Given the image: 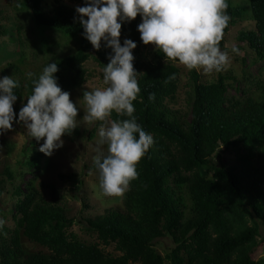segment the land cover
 Segmentation results:
<instances>
[{
    "label": "trees",
    "instance_id": "1",
    "mask_svg": "<svg viewBox=\"0 0 264 264\" xmlns=\"http://www.w3.org/2000/svg\"><path fill=\"white\" fill-rule=\"evenodd\" d=\"M65 1L80 7L90 2ZM20 2L30 10L42 54L52 57L43 68L57 64L54 75L63 91L69 93L87 83L90 73L85 63L91 57L101 70L110 62L112 49L103 40L99 50L92 46L75 7L62 0H55L50 10L43 0ZM227 3L230 21L220 48L231 26L251 19L255 28L239 32L237 42L261 59L264 0ZM141 22L140 15L122 21L120 35L121 46L125 39L137 45L132 54L140 93L133 102V115L154 141L137 165L138 178L131 181L121 206L95 217L82 216L99 243H87L69 233L77 220L62 204L55 185H47L51 199L36 179L17 185L13 190L15 229L0 226V264H259L253 253L264 242V90L236 98L229 96L234 77L220 72L215 80L204 82L198 71L191 70L188 119L168 104L178 94L182 70L178 62H165L159 50L146 58L138 31ZM59 49L61 53L56 52ZM42 70L31 77L15 63L3 70V77H12L18 84L13 90L19 102L13 124ZM100 75L103 79V72ZM150 94L154 99H149ZM126 118L115 112L111 116ZM66 134L78 137L80 131L75 128ZM31 139L34 154L29 167L41 170L46 157L39 151L43 139ZM229 152L234 154L232 160L224 157ZM85 168L98 171L94 163ZM12 180L5 169L0 196ZM22 237L47 251L28 252ZM162 238L173 243L165 256L155 246ZM110 246L119 255L107 252L105 247Z\"/></svg>",
    "mask_w": 264,
    "mask_h": 264
},
{
    "label": "clouds",
    "instance_id": "2",
    "mask_svg": "<svg viewBox=\"0 0 264 264\" xmlns=\"http://www.w3.org/2000/svg\"><path fill=\"white\" fill-rule=\"evenodd\" d=\"M227 9V0H90L87 6L76 8L86 39L97 50L103 40L114 53L102 69L105 87L86 90L82 98V121L87 125L99 122V144L107 146L106 155L94 157L103 196L124 195L131 181L138 178L137 165L154 142L133 115V102L140 93L132 54L137 45L125 39L121 46V22L140 15L141 41L154 45L164 54L165 62H178L189 71L211 74L224 70L229 63L228 52L220 48L230 21ZM236 51L233 47L232 52ZM57 72V64L49 63L32 81V93L17 121L31 138L37 142L43 139L39 151L46 156L62 147L61 137L79 125L77 106L58 86ZM17 87L12 77L0 78V133L13 127V104L17 100L13 90ZM149 99H154V94ZM113 112L127 118L111 119ZM3 223L0 220V226Z\"/></svg>",
    "mask_w": 264,
    "mask_h": 264
},
{
    "label": "rangeland",
    "instance_id": "3",
    "mask_svg": "<svg viewBox=\"0 0 264 264\" xmlns=\"http://www.w3.org/2000/svg\"><path fill=\"white\" fill-rule=\"evenodd\" d=\"M43 2L46 9L50 10L55 0H43ZM62 3L75 8L80 7L65 0H62ZM254 28L255 23L251 19L238 21L230 27L229 33L225 36L224 48L221 50L228 52L229 63L220 72L236 79L230 80L229 96L242 99L264 90V52L260 59L255 51L237 42L239 32ZM36 34L37 31L27 6L25 7L20 0H0V78H3V70L9 64H17L25 74L40 73L43 66L52 59L50 55L42 54ZM233 47L237 49L236 52H232ZM155 50L154 45L144 44L143 46L144 54L148 59ZM56 52L61 53V50H56ZM178 66L182 70L180 88L173 99H168V104L190 119L187 96L192 87L191 71L179 63ZM85 68L90 73L89 80L80 89L69 92L70 99L78 109L76 119L79 125L76 128L80 131V136L63 135L61 137L63 146L54 150L51 156L45 157L41 170L29 167L34 154L33 145L22 123L17 122L13 124L10 131L0 133V176L3 175L5 169H9L13 176L7 191L0 196V220L4 221L3 226L9 230L15 229L16 226L14 207L17 198L13 197V190L17 185H25L33 179H36L38 187L47 199L52 197L47 185L53 184L60 190L62 204L77 220L69 229V233L76 234L79 239L87 243H99V241L96 234L87 229V225L81 220L82 216L95 217L103 214L108 208L122 205L124 195L121 197L103 196L99 188V172L85 168L94 163V157L106 155L107 151L106 145L99 144V122L87 125L82 121L84 116L83 92L105 87L100 75L102 70L93 57L85 63ZM220 72L198 73L202 81L208 82L215 80ZM16 104L19 102H14L13 109ZM91 133L93 137H90ZM224 157L232 160L234 154L225 153ZM22 242L28 252L47 251L25 237H22ZM155 246L165 256L173 248V243L169 238H162L156 242ZM105 249L113 255H119L114 246L105 247ZM253 259L259 264H264V242L253 253Z\"/></svg>",
    "mask_w": 264,
    "mask_h": 264
}]
</instances>
